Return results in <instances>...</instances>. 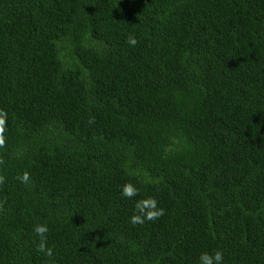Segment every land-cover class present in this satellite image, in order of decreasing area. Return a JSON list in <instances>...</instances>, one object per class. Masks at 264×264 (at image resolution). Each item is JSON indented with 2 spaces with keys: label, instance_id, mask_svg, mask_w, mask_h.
Wrapping results in <instances>:
<instances>
[{
  "label": "trees",
  "instance_id": "trees-1",
  "mask_svg": "<svg viewBox=\"0 0 264 264\" xmlns=\"http://www.w3.org/2000/svg\"><path fill=\"white\" fill-rule=\"evenodd\" d=\"M0 102V264H264V0H0Z\"/></svg>",
  "mask_w": 264,
  "mask_h": 264
},
{
  "label": "clouds",
  "instance_id": "clouds-1",
  "mask_svg": "<svg viewBox=\"0 0 264 264\" xmlns=\"http://www.w3.org/2000/svg\"><path fill=\"white\" fill-rule=\"evenodd\" d=\"M128 44L130 46H135L137 43V40L135 36H129L128 38ZM4 110H7L4 108V104L0 102V144H3V136L1 135L3 133L2 126L4 125V118L5 113ZM3 181V178L0 177V182ZM23 181H28V175L27 173L23 176ZM139 189L133 186L131 183H126L121 187V196L125 198H132L136 195H138ZM136 212L138 214L133 215L130 219L131 222L134 224H142L145 222V220H155L159 216L163 215V209L157 208V201L149 197L146 200H140L136 203ZM36 235L38 237L42 238V242L39 245V251L45 252L47 255H51V250L46 249L45 242H46V233L49 231L47 225L45 224H37L34 229ZM198 264H224V253L221 250H216L212 252L211 254L209 252H202L200 253L198 257Z\"/></svg>",
  "mask_w": 264,
  "mask_h": 264
}]
</instances>
